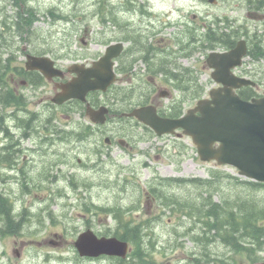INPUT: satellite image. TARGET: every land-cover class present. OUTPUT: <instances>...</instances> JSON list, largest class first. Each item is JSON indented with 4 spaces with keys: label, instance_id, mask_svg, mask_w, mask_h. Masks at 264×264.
<instances>
[{
    "label": "rangeland",
    "instance_id": "374dc122",
    "mask_svg": "<svg viewBox=\"0 0 264 264\" xmlns=\"http://www.w3.org/2000/svg\"><path fill=\"white\" fill-rule=\"evenodd\" d=\"M115 1L25 0L24 3L19 1V6L14 0H0V50L4 52L3 58L13 51V56L20 61L22 49L27 46L37 53L49 54L66 67L76 62L92 61L112 39L118 38L116 32L121 35L119 29L114 31L110 22L107 27L101 22V17H112V13H116ZM151 3L163 9L164 21L173 24L184 16L191 21L195 12L202 15L210 11L214 19L206 21L205 27L201 21L199 31L194 33L198 32L200 39L208 26L217 29L220 26L224 31L241 30L244 26L258 30L264 22L261 21L264 13L254 11L247 0H224L217 5L196 0H151ZM28 6L37 11V19L29 34L20 35L14 31L18 12ZM51 10L60 17H54ZM100 11L104 14L100 15ZM218 17L222 20L217 23ZM5 24L14 26L12 32ZM194 34L187 25L168 24L163 30V48H181L179 55L183 66L197 63L199 83L209 90L213 81L205 63L209 51L197 47L198 41L192 42ZM245 62L248 67L260 64L264 69V59L257 62L247 56ZM123 86H127V81L119 84L113 93L119 96V100L126 96L128 100V89ZM113 93H101L98 98L114 108L125 106L119 104ZM44 96L41 93L39 100ZM167 102L168 98L163 97V103ZM195 103L196 99H188L184 107L187 109ZM28 107L35 110L37 104L30 103ZM16 123V120L10 122L11 132L20 138L23 129ZM52 124L55 125L53 135L46 127H36L37 131L24 140L14 169L0 164V194L8 198L15 214L22 215L21 219L20 215L16 217L22 221L19 228L12 232L0 230V264H109L111 260L108 258L80 256L75 246L78 235L88 228L97 233L117 230L115 212H109V207L120 208L123 214L119 219L131 220L146 233H151L143 238L146 240L143 248L149 260L163 264L191 263L189 256L194 260V255L200 256L206 249L192 239L193 232L189 235L187 231L190 227L201 230V223L183 211L165 207L151 188L158 183L165 184L163 178L167 177L208 178L212 170L229 173L239 181L247 180L236 168L218 165L215 161H202L197 147L186 135L160 137L135 122L117 119L96 125L86 114L62 109L55 110L50 127ZM88 124L92 128L90 133L77 137L76 134ZM46 134H51L53 141L41 146L38 141ZM3 135L0 133V137ZM107 136L116 142L106 143ZM119 137L129 139L132 147L119 144ZM165 186L172 193L190 199H197L201 192L195 185ZM222 186L226 189L214 194L216 202H221L222 197L229 194L247 196L248 193L264 202V188L248 191L244 185L225 183ZM5 224L0 215V227ZM209 245V255L219 262L202 261L204 264H252L264 259V250L251 257L247 251H234L230 245L225 246L218 240ZM132 247L130 254L138 250L137 245Z\"/></svg>",
    "mask_w": 264,
    "mask_h": 264
},
{
    "label": "flooded vegetation",
    "instance_id": "af4514ba",
    "mask_svg": "<svg viewBox=\"0 0 264 264\" xmlns=\"http://www.w3.org/2000/svg\"><path fill=\"white\" fill-rule=\"evenodd\" d=\"M196 1L202 4L210 3L217 5L224 0ZM247 2L257 13H264V0H247ZM113 5L116 9V13H112V17L108 22L111 23L114 31L119 29L118 32H121V35L116 32L118 38L115 41L123 43L121 53L114 58V71L117 75V82L115 83L114 89L119 83H124L127 80L128 92L130 94V100L128 102L130 104L125 109H111L110 116H113L117 121L135 122V124L145 128V125L136 117L126 116L124 113L130 112L134 108L148 105L154 107L160 116H167L168 112L165 110L167 106L164 107L163 105V95L170 96L178 90L173 84L166 81V77L178 73L182 74L184 70L187 75H199L197 63L196 65L183 66L179 55V53H181V48L178 50L163 48V30L165 26L167 27L168 24H179L180 26L187 25L192 29V33L194 34L196 31H199L201 21L204 22V27L207 25V23H205L206 21L214 19L213 14L207 11L205 14L198 15V5L195 4L198 12L193 14L191 21H188L184 16L179 22L173 24L172 22L167 23L163 20V9L156 7L155 4L151 3V0H116ZM191 7L194 8L193 6ZM99 14L103 15L104 13L100 11ZM216 20L220 22L222 18L218 17ZM262 20L264 21V16L261 18V21ZM101 22L103 25L107 24V18L101 17ZM251 31H254L253 34ZM240 33V39L243 38L246 40L248 53L251 48L255 47L257 49L256 51L259 52L256 61L258 62L264 59V22L258 30H251L249 26H244L241 28ZM192 39L193 43L199 41L200 37L198 36V32L192 36ZM105 50L96 58H100L105 53ZM29 53L39 55L34 50L24 46L22 49L23 55L19 56L20 61L17 60L16 55L13 56L15 60L13 63H16L11 64L12 69L8 73L5 68L6 61L3 60L0 90H2L5 95L0 105V117H2L3 125L8 129L9 133L4 132L3 137H0V158L9 155V158L13 160L10 164L6 162L5 165L11 169H14L15 162H17L16 158L20 156L19 154L23 150L22 144L24 140L29 139L32 134L37 131L36 127H46L53 135L52 132L55 131V125L52 124L50 127V124L55 119V110L62 109L70 111L72 105V100L60 105L56 104L54 101L56 93L60 90V83L66 82L75 76L74 73H69V66H63L59 63L58 59L54 58L55 64L65 71V77L49 78L40 70L27 67V56ZM163 54L165 56H163ZM95 59L86 62L92 64ZM171 71L174 73L172 74ZM233 71L236 76L246 77L254 82L248 85H242L237 89V92L244 99L251 100L253 98L264 97V69L260 64H256L255 67H248L247 62L244 60L243 63ZM210 75H212V69H210ZM221 87H223L222 84L217 83L215 80L212 81V89ZM9 89H12L14 94H7ZM41 93L45 96L39 100V95ZM96 93L99 94V91ZM30 103H36L37 108L31 110V108L28 107ZM12 120H16V126L23 129L20 138L15 137L11 132L10 122ZM51 134L43 136L39 139L38 143H41L42 146L43 143L48 144L53 141ZM112 141L116 142L115 139H111L110 143ZM117 142L121 145L132 147L131 141L125 137H119ZM116 219H118V217H116ZM117 233L119 232L116 230L114 232H99L98 235L120 238ZM130 234L135 238L134 240H130V247L133 248V244L139 245L138 250H134L135 255L130 254L131 251H129L124 257L102 254L97 257L87 258H108L111 260L109 264H140L141 262V264H163V262L157 263L149 260V258H147L148 253H146V250L143 248L146 242V240L143 241V238L148 235L151 236V233L148 234V232L146 233L144 230H140L138 232L130 231ZM139 238L140 240H138ZM133 257H135L137 261L134 260ZM190 257L192 258L193 256H189L188 261L190 259L192 262L185 264H204L196 255H194V260H191Z\"/></svg>",
    "mask_w": 264,
    "mask_h": 264
},
{
    "label": "water",
    "instance_id": "95a60500",
    "mask_svg": "<svg viewBox=\"0 0 264 264\" xmlns=\"http://www.w3.org/2000/svg\"><path fill=\"white\" fill-rule=\"evenodd\" d=\"M122 47L121 42L111 44L91 66L73 64L69 72L76 75L60 83L61 90L56 93L54 101L62 104L79 99L87 104L86 112L92 121L105 123L109 107L94 108L88 101V94L96 90L107 91L116 81L113 58L120 54ZM247 50L246 40L241 39L231 50L209 53L207 63L215 69L212 76L224 86L211 90L209 97L200 99L182 116L161 117L150 106L135 108L127 115L137 117L158 135L177 133L182 129L178 134L192 138L202 160L232 165L239 169L241 175L264 182V97L243 99L236 89L254 82L232 72V68L242 63ZM27 67L41 70L49 78L65 76L49 56L29 54ZM75 245L82 256L110 254L124 257L128 252V242L117 237L100 238L91 229L82 232Z\"/></svg>",
    "mask_w": 264,
    "mask_h": 264
},
{
    "label": "trees",
    "instance_id": "16d2710c",
    "mask_svg": "<svg viewBox=\"0 0 264 264\" xmlns=\"http://www.w3.org/2000/svg\"><path fill=\"white\" fill-rule=\"evenodd\" d=\"M14 1L19 6L20 2H25V0ZM50 13L53 14L52 10ZM36 14L37 11L33 7H22L18 12L19 18L16 22V29L14 31L20 35L27 33L29 34L33 28V23L37 19ZM53 15L54 17L58 16L57 14ZM5 26L8 25L5 24ZM8 28L10 32H12L11 26H8ZM240 35V30L235 28H232L230 31H224L215 30L213 27L208 26L200 40L199 47L205 51L209 49H216L218 46L232 48L235 46ZM256 50L257 49L253 47L249 52V54L254 58H257L259 54V52ZM12 52H10V56L5 59L6 66L5 64L4 66L7 69V73L12 69L11 64L14 61V52ZM3 54L4 52L0 50V85L4 63V59L2 57ZM171 73L173 74L174 72L171 71ZM166 81L173 84V86L178 89L177 95L171 100L170 107L168 108L170 111L168 114L170 116L181 115L184 110V104L188 99H200L206 91L203 84L199 83V77L197 75H187L185 70L182 74L178 73L176 75L166 77ZM7 94L10 95L14 93L12 89H9ZM113 94L116 96L115 98H119L116 93ZM4 95L5 94L2 92V90H0V105L2 104ZM91 102L93 105H99L101 100H99L96 94H93L91 96ZM71 103V111H79L84 114L85 105L82 102L74 100ZM2 121L3 119L0 117V132L9 133ZM91 129V126L88 124L83 130L77 133L76 136L82 138L85 135H88ZM12 160L13 159L9 158V155H5L0 159L2 163H11ZM163 181L165 182V184H163V205L165 207H172L173 210L176 209L178 211H183L182 213L191 218L196 217L198 218L199 223H201V230H196L194 227H190L187 233L190 235L191 232H193L192 239L198 243V245L202 244L201 247L206 249H204L205 252L202 249L203 253H201L204 260L211 259L209 253L207 252L208 245L211 244V242H216L219 239L224 244L230 245L234 251H247L251 257L253 255H257V251L264 250L263 200L251 195L250 193H248L247 196L242 194L232 196L229 194L227 196H223L221 202H216L213 199L214 194L224 188L222 184L225 183H232L235 186L244 185L247 187L248 191L252 189L258 190L264 188V183L250 180L239 181V179L234 178L231 174L221 170H212L211 176L209 178L167 177L163 178ZM166 184L195 185L201 190L200 196H198L197 199L180 197L175 193H172L165 186ZM151 189L156 194V196L160 198V196L157 195V192L160 194L162 187L157 184ZM114 209L117 210V212H120L121 215L122 210L120 208H108L109 211H114ZM0 214L2 215L3 219L6 220V226L0 227L2 232H12L16 229L17 225H21L20 222L15 218L11 202L8 200V198L3 197L2 194H0ZM117 215L118 214H116V216ZM131 223V221L119 222V233L117 234L121 239H135L134 236L130 234V231L138 232L140 231L141 226L132 225ZM120 230L123 231V233H120ZM212 231H214L213 234H211ZM215 259L218 260L217 258ZM223 262L225 261L223 260Z\"/></svg>",
    "mask_w": 264,
    "mask_h": 264
},
{
    "label": "bare ground",
    "instance_id": "6f19581e",
    "mask_svg": "<svg viewBox=\"0 0 264 264\" xmlns=\"http://www.w3.org/2000/svg\"><path fill=\"white\" fill-rule=\"evenodd\" d=\"M14 27V26H13ZM12 26H11V28H13ZM16 28V27H15Z\"/></svg>",
    "mask_w": 264,
    "mask_h": 264
}]
</instances>
